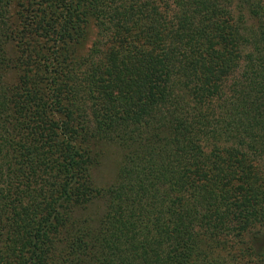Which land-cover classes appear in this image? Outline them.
Listing matches in <instances>:
<instances>
[{"label": "trees", "instance_id": "obj_1", "mask_svg": "<svg viewBox=\"0 0 264 264\" xmlns=\"http://www.w3.org/2000/svg\"><path fill=\"white\" fill-rule=\"evenodd\" d=\"M0 264H264V0H0Z\"/></svg>", "mask_w": 264, "mask_h": 264}, {"label": "rangeland", "instance_id": "obj_2", "mask_svg": "<svg viewBox=\"0 0 264 264\" xmlns=\"http://www.w3.org/2000/svg\"><path fill=\"white\" fill-rule=\"evenodd\" d=\"M93 36L90 35V38ZM86 46L82 49L85 51ZM120 160V150L113 144L108 143L104 146L102 157L99 164L93 169L92 176L97 185H106L113 181L116 169ZM103 207L101 199L93 201L89 206L90 212L100 213Z\"/></svg>", "mask_w": 264, "mask_h": 264}]
</instances>
